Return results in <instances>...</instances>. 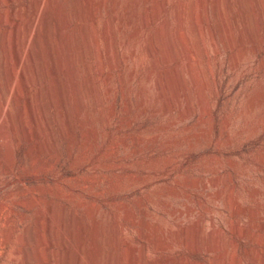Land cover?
Instances as JSON below:
<instances>
[{
    "label": "rangeland",
    "instance_id": "rangeland-1",
    "mask_svg": "<svg viewBox=\"0 0 264 264\" xmlns=\"http://www.w3.org/2000/svg\"><path fill=\"white\" fill-rule=\"evenodd\" d=\"M53 1L0 0V264L50 260L44 242L63 235L86 264L94 234L107 264H264V0L219 1L225 51L205 36L201 101L176 23L181 11L193 31L203 0ZM72 8H95L94 22ZM229 8L251 35L235 68ZM61 10L67 35L85 30L71 35L74 72ZM45 24L52 54L43 37L32 41L30 30ZM35 88L51 132L29 141L22 121L31 125ZM45 136L53 151L41 148Z\"/></svg>",
    "mask_w": 264,
    "mask_h": 264
},
{
    "label": "bare ground",
    "instance_id": "bare-ground-1",
    "mask_svg": "<svg viewBox=\"0 0 264 264\" xmlns=\"http://www.w3.org/2000/svg\"><path fill=\"white\" fill-rule=\"evenodd\" d=\"M55 1V0H54ZM53 1V2H54ZM219 1L220 0H203L202 1V7L203 8H198V9H200V11L198 12V13H196L194 16H192V21H193V26H194V29H193V31H190V30H188L187 28H185V20H188V19H186L185 18V16L181 13V11H180V13H178V23H176L177 24V30H176V36H177V39H178V41H179V44H180V48L182 49V51L185 53V56H186V58L188 59L187 61H189L188 62V67H189V70H190V73H191V75H192V80H193V82H192V80H191V83H194L196 86H197V89H198V94H199V97H200V100L199 101H201V99H202V97H203V93L205 92V90H206V88L208 87V84H210V83H208V78H209V75L207 74V69H206V63H204V58H203V56H205L206 55V51H208V50H206V47L207 46H205V44H206V42H205V36L206 35H208L209 36V38L211 39V41L213 42V45L215 46V48H216V52H218V53H221V54H223L224 53V51H225V46L223 45V42H222V40H221V37H220V34H219V30H220V26H221V28L223 27V28H225V24H224V21H223V19H224V11H223V9L224 8H220V6H219ZM229 2H230V0H229ZM240 2V1H239ZM55 4H56V1L54 2ZM212 3H214L213 5H214V7H216V8H209L210 7V5L212 4ZM39 5H40V3H39ZM63 5V4H62ZM179 5V4H178ZM56 6V5H55ZM40 7V6H39ZM73 10H74V14H75V16L77 17V18H85L84 20H87V22H88V24L89 25H91L93 22H94V20H95V8H72ZM97 10V9H96ZM229 11H230V13H231V21H232V23L231 24H229L228 25V31L230 32V34L232 35V36H229V38H228V47L231 49V51H232V53H231V65H232V67H237L238 66V62H239V60H240V55H239V53H241L242 51H243V49H244V47H245V42L246 41H243V39H244V37H245V34H246V36L248 37V38H250V36L251 35H249L248 34V26H247V24H246V22L244 21V20H240L239 19V17H238V15H237V12L234 10V8H229L228 9ZM238 11V10H237ZM61 12H62V19H61V27L63 28V32L61 31V30H59V28L57 27V29L59 30L58 31V33L61 31L62 33H64V35L66 34V38L63 36V38H65V42L63 41L62 42V44L63 43H65L64 45H66V49H64V50H66V53H64V54H66V59H67V63H68V65H66L67 67L66 68H68V66L70 67L69 69H70V71H73L74 72V70H71V68H73V60H74V56H73V54L71 53L72 51H74L73 49H71V44H70V42H71V35L73 36H75L76 34H77V30H80V32H81V34H82V36H83V32L85 31L84 30V28H83V25L81 26V25H77V26H75V28L77 29H74V30H71L70 29V32H71V34H69V35H67V33H65L64 32V30L67 28L68 29V27L70 26V23H69V19H68V12H66V11H64V10H61ZM239 12V11H238ZM71 14V13H70ZM34 15V14H33ZM246 15V14H245ZM34 17V16H33ZM70 17V16H69ZM35 18V17H34ZM76 18V19H77ZM216 18H218V22H216ZM230 18V17H229ZM35 20V19H34ZM37 21V20H36ZM35 21V22H36ZM47 21V20H46ZM34 22V23H35ZM77 22V21H76ZM31 23H32V20H31ZM83 23V22H82ZM84 23H86V22H84ZM109 23V22H108ZM108 23H107V25L105 26V28H104V33H105V37H106V32H105V29H106V27L108 26ZM166 23V22H165ZM33 24V23H32ZM167 24V23H166ZM85 25V24H84ZM164 25V24H163ZM162 25V26H163ZM32 26H34V25H32ZM36 26V25H35ZM112 26V25H111ZM61 29V28H60ZM162 29V28H161ZM160 30V29H159ZM31 32H32V41L33 42H35L36 40L39 42L40 40H38L40 37H43L44 39H45V42H46V44H47V49H49V52L48 53H53V51L54 50H57L58 49V45H57V43L56 44H53V45H51L50 44V41H49V36H50V32H49V27H47V25L45 24V28H44V30H41V28H32V30H30ZM43 31V33H41ZM54 31H56L55 29H54ZM164 31V30H163ZM167 31V30H166ZM57 32V31H56ZM67 32V31H66ZM174 32V31H173ZM192 32H194L195 33V37H194V39L192 38V36H191V33ZM61 33V34H62ZM162 33V31L161 32H158V34H161ZM164 33V32H163ZM31 33H29V35H30ZM56 34V33H55ZM58 35V34H57ZM57 35H56V37H57ZM152 35V34H151ZM162 35V34H161ZM169 35V34H168ZM234 35V36H233ZM97 36V35H96ZM159 35H157L156 36V38L154 39V41H153V39H152V43L150 44V46H148V50L149 51H147V52H150V56H151V54H152V56L155 54V53H157L156 51H158L159 50V45H160V39H158L159 37H158ZM167 36V35H166ZM172 36V35H171ZM54 38V40H55V42H56V39L59 37H57L56 39H55V36H53ZM60 37H62V36H60ZM79 37V36H78ZM162 37V36H161ZM83 38H84V36H83ZM150 38H152V37H150ZM165 38V37H164ZM234 38H237L238 39V44H234ZM72 39H74V38H72ZM81 39V37L79 38V40ZM158 39V40H157ZM175 39V38H174ZM195 39H196V42L197 43H194V41H195ZM207 39V38H206ZM59 39H57V41H58ZM78 40V41H79ZM164 40V39H163ZM171 40V39H170ZM74 41V40H73ZM84 41H85V39H84ZM169 41V40H168ZM176 41V43H177V40H175ZM261 41V40H260ZM54 42V43H55ZM150 42V41H149ZM40 43V42H39ZM59 43V42H58ZM172 44V43H171ZM258 44V43H257ZM35 44H33L32 43V48H34L33 46H34ZM36 45H37V42H36ZM74 45V44H73ZM78 45V44H77ZM147 45V44H146ZM161 45H162V43H161ZM164 45L166 46L167 44L166 43H164ZM178 45V44H177ZM163 47V46H162ZM253 48H254V46H252ZM256 47V46H255ZM62 48H63V46H62ZM168 48V47H167ZM252 48V49H253ZM261 48V47H260ZM23 49V48H22ZM158 49V50H157ZM160 50H162V49H160ZM64 52V51H63ZM78 52V51H77ZM159 52V51H158ZM161 52V51H160ZM83 53V52H82ZM50 54V55H51ZM149 54V53H148ZM220 54V55H221ZM35 56V55H34ZM53 56H55V55H53ZM53 56H51L52 58H53ZM81 56V55H80ZM82 56H83V54H82ZM85 56V55H84ZM151 56V57H152ZM154 56H156V55H154ZM195 57V61L194 62H192V58H194ZM264 57V56H263ZM77 58H79V57H77ZM156 58V57H155ZM155 58H153L155 61H156V59ZM185 58V57H184ZM65 59V60H66ZM83 59H85V58H83ZM87 59V58H86ZM153 59H151V60H153ZM78 60V59H77ZM80 60H82L81 58H80ZM209 60V59H208ZM262 61V60H261ZM80 62V61H79ZM153 62V61H152ZM210 62V61H209ZM66 63V64H67ZM155 63V62H154ZM75 64V63H74ZM156 64V63H155ZM155 64H152L153 66L155 65ZM262 64V66L264 67V59H263V62L261 63ZM151 65V66H152ZM206 65V66H205ZM261 66V65H260ZM56 68V67H55ZM54 68V70L56 71V69ZM76 68V67H75ZM69 69H66L67 70V72H68V70ZM74 69V68H73ZM174 71V70H173ZM54 72V71H53ZM56 73H57V71H56ZM55 73V74H56ZM70 73L71 72H69L68 73V75H70ZM76 73V72H75ZM75 73H73V74H75ZM32 75H33V73H32ZM57 75H58V73H57ZM76 75V74H75ZM74 75V79L76 78V76ZM190 75V76H191ZM208 75V76H207ZM34 76V75H33ZM71 76H72V74H71ZM73 79V80H74ZM55 80H57V79H55ZM75 82V81H74ZM35 82H34V80H32V84H34ZM74 84V83H73ZM75 84H76V82H75ZM200 84H202L201 85V88L199 87V85ZM193 85V84H192ZM36 89V91H37V94H35L34 92V94H32V96H31V98H29L30 100V105H31V125L29 126L28 125V122L30 121V120H26L25 122H24V120L22 121V131H23V134H24V136H25V138H27V140H29V141H33V139H35V138H40V136L41 135H43L44 136V134H46V132H48L47 131V128H49V127H47L46 126V122L45 123H43V118H45L44 116H43V112L39 109V108H36V104H35V97H36V99H37V101H39L42 97H41V95L39 94V90L37 89V88H35ZM211 90V89H210ZM35 91V90H34ZM35 91V92H36ZM160 92V91H159ZM206 94V93H205ZM263 96H264V92H262L261 93ZM30 95V94H29ZM36 95V96H35ZM161 95V94H160ZM51 97H52V95H50ZM49 96V97H50ZM197 96V95H196ZM260 96V95H259ZM263 96H261V97H263ZM47 97V96H46ZM198 97V96H197ZM207 97V96H206ZM47 99H49L50 100V98H48L47 97ZM53 98H51V100H52ZM204 99V98H203ZM259 99V98H258ZM50 100V101H51ZM205 100V99H204ZM48 101V100H47ZM50 101H49V103H50ZM258 102H259V100H257ZM40 103H42V101H40ZM39 102H38V104H40ZM203 103L205 104V102L203 101ZM203 103H201V104H203ZM257 103V102H256ZM48 104V103H47ZM51 105H52V103H50ZM61 104V103H60ZM187 104V103H186ZM255 104V101L254 100H252L251 101V103H250V105H249V109L250 108H252V106ZM258 104V103H257ZM54 105V104H53ZM40 106H41V104H40ZM187 106V105H186ZM207 106V105H206ZM29 107V106H28ZM50 107V106H49ZM203 107H204V105H203ZM202 107V108H203ZM208 107V106H207ZM40 108H42V107H40ZM188 108V107H187ZM190 108V107H189ZM206 108V107H205ZM204 108V109H205ZM184 109V108H183ZM186 109V108H185ZM203 109V110H204ZM24 110H26L25 109V107H24V109H23V113H26ZM43 110V109H42ZM56 111H57V108H56ZM194 111V110H193ZM207 111H209V110H207ZM30 112V111H29ZM42 112V113H41ZM201 112H203V111H201ZM210 112V111H209ZM22 113V114H23ZM49 114H51V113H49ZM48 114V115H49ZM59 114V113H58ZM181 115V114H180ZM26 116H28L27 114L25 115V117L24 118H27ZM190 116V115H189ZM54 118H56V117H54ZM50 119V118H49ZM58 119V118H57ZM22 120V119H21ZM51 120V119H50ZM205 120V119H204ZM225 120H227V119H225ZM224 120V121H225ZM28 121V122H27ZM45 121H47L46 119H45ZM56 121H58V120H56ZM223 121V123L225 124V122ZM54 122H55V120H54ZM132 122V121H131ZM30 123V122H29ZM51 123V122H50ZM58 124L60 123V122H57ZM52 124V123H51ZM56 124V123H55ZM57 124V125H58ZM66 124V123H65ZM49 126V125H48ZM55 126V125H54ZM225 126V125H224ZM223 126V127H224ZM59 127V126H58ZM57 127V128H58ZM222 127V126H221ZM222 127V128H223ZM227 127V126H226ZM221 128V129H222ZM50 129V128H49ZM223 130V129H222ZM225 130H227V128H225ZM62 131H63V129H62ZM51 132V131H50ZM50 132H48V134H50ZM54 132V131H53ZM223 132H224V130H223ZM204 133H206V132H204ZM226 133V132H225ZM42 136V137H43ZM48 136H50V135H48ZM48 136H45L44 138H43V141H41V148L43 149V150H45V151H53L54 150V148H56L55 147V144H54V142H55V140H54V142L52 143L51 142V140H50V138H48ZM52 138V137H51ZM55 138V137H54ZM198 139V138H197ZM53 140V139H52ZM151 140V139H150ZM57 142V141H56ZM132 144H135V146L138 144V143H136L134 140H132V142H131ZM40 144V143H39ZM148 144V143H147ZM152 144V143H151ZM194 144V143H193ZM36 146H37V144H36ZM35 146V147H36ZM34 147V146H33ZM137 147V146H136ZM40 148V149H41ZM32 149V148H31ZM138 150H140L139 148H134L132 151H131V153H135V152H137ZM57 151V150H56ZM219 158V157H218ZM141 179V178H140ZM61 223V222H60ZM52 226H53V224H51ZM55 227V226H54ZM240 229V228H239ZM72 233H74V232H72ZM57 234V233H56ZM74 236H75V233L73 234ZM239 236H242L241 234H238ZM55 238V237H54ZM77 244V243H76ZM79 244V243H78ZM57 245V246H56ZM44 248H49V250H50V255H51V259L50 260H48V259H46L45 258V253L43 254L42 252V255L44 256H42V257H40V259L38 260V256H36V258H37V260H38V264H79V262H80V259H81V257H82V255H85V254H83V252H82V248H81V246L79 247V248H76V250H74L73 248H72V239H71V237H70V235L69 236H65V235H63V236H61V237H59V241H55V242H53V240L51 241V239L49 240V241H46V242H44ZM57 247V248H55V249H53L54 247ZM36 248H37V246H36ZM35 248V250H37ZM44 248H42L43 250L42 251H44ZM51 248V249H50ZM36 252V251H35ZM107 254V253H106ZM105 254V255H106ZM131 254V253H130ZM105 255H103V248H102V246H101V242H100V239L98 238V235H96V234H94L93 235V237H92V246H91V249H90V251H89V254H88V256L86 257V259H87V261H86V264H107L108 262H106L105 260V258H103ZM113 255H114V253H113ZM136 255V254H135ZM132 256H134L133 255V252H132V255H131V258H132ZM129 257V256H128ZM135 257V256H134ZM133 257V259L135 260V258ZM140 257V256H139ZM116 258H117V256H116ZM130 258V257H129ZM130 258V259H131ZM141 258V257H140ZM105 259V260H104ZM115 259V258H114ZM113 259V260H114ZM113 260L111 261V262H113ZM137 260V259H136ZM116 261V259L114 260V262ZM128 261V260H127ZM139 261V260H138ZM113 262V263H114ZM119 262V261H118ZM129 263L131 262V260H129L128 261ZM127 262V263H128ZM139 262H141V261H139ZM112 263V264H113ZM111 264V263H110ZM121 264V263H120ZM132 264H134V263H132ZM139 264H141V263H139ZM222 264V263H221ZM256 264V263H255Z\"/></svg>",
    "mask_w": 264,
    "mask_h": 264
}]
</instances>
